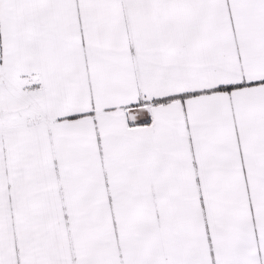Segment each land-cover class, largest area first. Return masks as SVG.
<instances>
[{"label":"snow or ice","instance_id":"1","mask_svg":"<svg viewBox=\"0 0 264 264\" xmlns=\"http://www.w3.org/2000/svg\"><path fill=\"white\" fill-rule=\"evenodd\" d=\"M0 264H264V0H0Z\"/></svg>","mask_w":264,"mask_h":264}]
</instances>
